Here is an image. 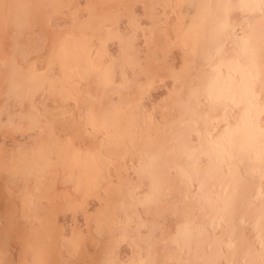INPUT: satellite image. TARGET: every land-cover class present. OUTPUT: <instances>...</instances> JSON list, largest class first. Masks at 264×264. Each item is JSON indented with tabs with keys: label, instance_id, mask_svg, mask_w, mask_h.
<instances>
[{
	"label": "bare ground",
	"instance_id": "bare-ground-1",
	"mask_svg": "<svg viewBox=\"0 0 264 264\" xmlns=\"http://www.w3.org/2000/svg\"><path fill=\"white\" fill-rule=\"evenodd\" d=\"M238 1L233 0L237 5ZM176 2L177 0H49L45 4L41 0H21L18 3L13 0H0V42L5 44L0 48V67L5 65L2 63L4 59L9 65L10 62L7 61V58L12 56L23 66L31 52L36 51L39 47L43 48L49 42L55 43L62 35L92 36L96 41L100 38L103 39L102 36L107 29L124 32L126 28L129 29V22L136 14L140 15V18L146 21L145 24L150 27L149 32L145 34L146 37L141 33L131 48L133 53L131 56L136 61L135 63L138 62L137 65L134 67L133 62L129 59L132 64L127 66L124 64L123 70L117 69V74L120 75L119 82L129 83L126 91L117 88L108 89L103 83L108 70L113 69L107 68V65L112 63L111 57L116 55L114 51L110 53L111 55L103 58L98 69L94 68L93 71L84 72L77 70L76 74H80L82 77L75 78L77 86L72 91L65 92L61 89L63 94L51 95L48 98H40V95H36L34 98L31 97L32 101L30 99L26 102L21 101L24 104L22 110L18 106L22 105L20 101L19 103L16 101L18 105L14 101L15 103L11 106L12 111H10L13 118L9 116L10 119H13L10 120L12 124L5 127L8 135H5L3 131L4 136L12 138L13 143H19L20 140L16 139L18 132L23 134L24 130L28 128L29 117L33 116H28V114L29 112L31 114L32 108H37L42 113L40 116H43L40 121L41 131L31 135L32 138L28 136L31 139H28L29 141L21 140L23 143H20V146L26 144L28 147H33L36 145L38 149H42L46 142H52L51 138L53 137L56 142L58 140L61 143L64 142L65 161L68 159L73 164H77L79 163L77 161L82 159L81 156L91 152L90 158L93 160L99 156H110L113 163L111 176L101 181L99 192L96 195L93 194L95 199L94 202L91 201V205L96 204L93 209H90L89 202L82 198L87 196L88 190H86V194L84 192L85 195L82 194V196L81 193L79 195L75 191L76 188L72 189L74 186L64 182L66 174L60 170L61 167L55 168V165H48L43 169L39 166L43 163L41 161L42 154L38 155L39 160L35 161L31 178L27 179L33 191L31 204L25 207L23 214L18 211L17 205L14 207L13 204L14 208L11 211L10 209L6 210L9 212H6L9 216L6 217L4 226L0 227V257L4 259L5 264H108L113 263L119 256L122 263H130L133 258H137L139 261L140 256L145 255L144 250H147L146 248L150 247L151 243L154 245L153 254L157 255L154 262L153 260L149 261L153 262L151 264H180L182 260L189 258L184 240L181 237H176L178 230L183 228V219L172 211L158 209L154 205L143 202L146 198L145 194L149 190V180L138 172L140 165L134 163L131 167L127 162L134 152H137L145 162L161 156L168 146L169 128L178 119L180 113L179 102L174 95L172 75L182 64L186 49L185 44L180 43L178 37L174 36V27L177 23ZM196 2L199 5L203 4L205 0H196ZM43 4L47 6L44 9L46 12L42 10L43 8L41 9ZM241 9L238 11L237 7L230 13V19L234 25H240L243 28H248L249 25L258 26L261 19L264 18V13L259 10L253 11L248 8L244 10L246 9L244 8L241 11ZM60 10L64 12L65 16L58 14L61 13ZM49 17H52V26L49 24ZM51 27L56 30H52ZM149 27L145 26V28ZM36 35L40 38H37ZM148 36L150 39L147 41ZM62 38L64 39V36ZM117 47L119 49L122 45L118 43ZM66 51L73 57V49ZM75 56H78V60L76 58L73 60L77 62L84 59L80 52H77ZM48 59L47 61H49ZM63 59L61 64L60 59L58 61L54 58V74L59 75L60 71L65 72L66 59ZM111 77L114 76L111 75ZM2 80H0V85ZM152 80L155 83H161L154 87L156 90L163 89L157 95L140 89L142 84L148 83L149 85ZM111 85L113 86V84ZM120 86H122L121 83ZM137 101H143V104L145 102V105L152 110L153 115L150 113L152 116L150 122L138 126L133 149L129 148L125 136L104 137L103 139L100 137L102 132H98V134L92 132V115L103 114L106 110H110L114 104L129 105ZM147 101L148 103H146ZM69 129H74V133H69ZM29 133L32 132L27 134ZM15 147L18 146L15 145ZM15 150L16 148H7L2 152L3 156H6L7 160H12ZM53 164L55 163L53 162ZM92 164H96V162H92ZM19 177L20 180L24 179L22 174ZM78 178L76 179L78 180ZM24 180L23 183L26 182ZM70 180L72 181L71 177ZM75 185H78L77 182ZM138 186L144 189L141 198L135 202L128 200V204L126 203L128 213L133 215L135 221L133 220L134 222L128 226H123L105 240L96 238L92 233L94 220L101 217L115 201L127 200L128 191ZM262 200L264 198L260 197L257 184L252 192V198L241 210L234 227H227L215 232L197 233L192 242L195 258L202 260L204 264H258L261 258H264ZM80 213H83L84 227L82 224L78 225L81 220H79ZM22 215L26 216V219ZM69 218L76 225H71ZM73 235H76L80 244L83 245V247L80 245L83 248L82 251L78 249L81 251L78 259L70 255L72 250L67 243V238L69 239ZM73 239L72 241H74ZM123 240L128 241L130 246L129 249L126 245L127 252H121L120 248L119 250L117 248ZM122 245L124 246V244ZM117 262L119 263V261Z\"/></svg>",
	"mask_w": 264,
	"mask_h": 264
},
{
	"label": "clouds",
	"instance_id": "clouds-1",
	"mask_svg": "<svg viewBox=\"0 0 264 264\" xmlns=\"http://www.w3.org/2000/svg\"><path fill=\"white\" fill-rule=\"evenodd\" d=\"M237 7L264 13V0H205L197 12L172 75L180 113L167 149L138 169L150 184L143 202L184 221L189 258L180 264H204L193 255L194 236L234 227L257 184L264 198V18L234 25Z\"/></svg>",
	"mask_w": 264,
	"mask_h": 264
},
{
	"label": "rangeland",
	"instance_id": "rangeland-1",
	"mask_svg": "<svg viewBox=\"0 0 264 264\" xmlns=\"http://www.w3.org/2000/svg\"><path fill=\"white\" fill-rule=\"evenodd\" d=\"M13 1L15 3L21 2V0H13ZM41 1L46 4L49 0H41ZM250 2H252V1L251 0H242V2H241V0H239L238 5L239 4L242 5L244 3H250ZM201 7H202V4L198 5L196 0H185V2H184V0H179V1L177 0V2H176L177 11L176 12H177V23H178V25L176 23V25L174 27V33H175L174 36L178 37L177 39L180 43L185 44L186 33L189 31L190 27L193 25L194 17H196L198 11H201ZM46 8H47V6H44V4L41 6L42 10H44ZM238 8H239L238 11H240L241 8H242L241 11L244 9L243 7H238ZM244 10H247V8ZM60 11L62 14L61 13H58V14L65 16L64 12H62V10H60ZM201 15H203V14L201 13ZM23 17H25V16H23ZM49 19H50L49 24H50V26H52V24H53L52 17H49ZM61 21L63 22V19ZM230 21H231V19H230ZM145 23H146V21L142 20L140 18V15L136 14L130 20V22H129L130 26H128L129 29L126 28L127 32L126 31L123 32L120 30L107 29L104 36H102L103 39L100 38L96 41L94 40V38L92 36H79L78 37V36L73 35V34L72 35L66 34V35H62L61 38L58 37L59 40H57V41H60V42L62 41L61 45L59 44L60 42L56 43L57 41L55 43L49 42L43 47L44 49L39 47L36 51L31 52L30 53L31 55H29L30 57H28L27 62L25 64H23V66L20 65L17 62L18 60L16 58H13V56L10 58L9 57L7 58L8 59L7 61L10 62L9 65H7V62L5 61V59L3 60L2 63L5 65L0 67V80L5 78L4 80L1 81L2 84L0 85V98H1L0 99V114H1L0 115V165L3 164L4 167L0 166V168H1L0 169V227L4 226V224L6 222V217L9 216V214L7 216V213H9V212H7L6 210L9 211V209H10V211H11L12 208L16 207L15 205H17V207L19 209L18 211L21 214H23L25 207L27 205L31 204V199H32L31 197H33V191L31 190L29 182L27 181V179L31 178L32 170L35 167V161L38 162L37 161V160H39L38 155L40 156L41 154H42L41 155V157H42L41 161L43 163L40 164L39 166L43 167V169L46 168L48 165H52V166L55 165L56 166L55 168L61 167L60 170L64 171L66 174V176L64 178L66 180H64V182L66 181L67 183L70 184V186H74V187H72V189L75 190V188H76L75 191L77 193H79V195H80V193H81V195L82 194L85 195L88 192L87 196L82 195L83 196L82 198L85 199V201H88L89 202L88 205L89 204L90 205L89 206L87 205V206L90 209H93V206L96 204V203L94 204L93 202L95 199V195L99 192L98 190L100 189L101 181H104L105 178H110V176H111L110 172L112 169L111 166H112L113 162H112V158L110 156L109 157L108 156H99V158H97L96 160H93L92 158H90V155H92V153L88 152V153H85L86 154L85 156L84 155L81 156L82 159L77 161V162H79V163H77L78 164L77 165L76 163L73 164L68 159H67V161H65L66 160V158H65L66 148H65V145L63 147L64 142L61 143L59 140L56 142V140L53 137L51 138L52 142L51 141L46 142L42 149H38V147L36 145L33 147H28V146H26V144H24L23 146L22 145L20 146V143L21 144L23 143L21 140H23V141H27L28 139L31 140L30 139V138H32L31 135H34V134L41 131L40 121H41L43 116L42 117L40 116L42 113L40 110H37V108H32L30 110L31 114H30V112H29L30 115L28 114V116L33 115V116H31L33 118L29 117V120L27 122V124L30 123L31 125L29 124L28 128L25 127L26 129L24 130L23 134L20 132H18V135L16 134L17 135L16 139L18 138V140H20L19 143H13V141L11 140L12 138H10L9 136H4V134L8 135V133H6V131H5V127H7L8 124L9 125L12 124L10 120H13V119H10L12 116V115H10V111H12L11 106H13V104L16 101H18V103L20 101V103L22 104L23 102H21V101L26 102V100H29V99L31 100L32 98H34V96L36 97V95L37 96L40 95V98H48L51 95L63 94V93H61L62 90L65 92L66 91H72L73 88H75L77 86L76 85L77 82H76L75 78L82 77L80 74L79 75L76 74L77 70L84 72V71H93L94 68L98 69V66L100 65V62L103 61V58H105L107 55H111L110 53L111 52L113 53L114 51H115L116 55L111 57L112 63H109L107 65V68H111V69L113 68V69L112 70L109 69L110 71L108 70V72L106 73V77L104 76L103 83L105 84V86L108 89H116L117 88V89H122L123 91H126L127 90L126 87H128L129 83L125 82V81L119 82V76L120 75L118 76V74H117L118 70L117 69L123 70L125 65L126 66L130 65L131 62L129 61V59H131V61L133 62L134 67L137 65L138 62L135 63L136 61H134L132 56H131V55H133V53L131 52V48H133V46L137 42L138 37L141 33L145 35L146 33L149 32L150 27L148 26V24L146 25ZM231 23H232V21H231ZM145 26L149 27V28H145ZM51 29H52V27H51ZM130 29H132V30L130 31ZM52 30H56V29H54V27H53ZM52 30L49 29V31H52ZM36 36H37V38H40V36H38V35H36ZM63 36H64V39L62 38ZM145 37H146V35H145ZM146 39L148 41L150 39L149 36ZM130 40H132V41H130ZM2 41H4V40H2ZM0 43H1L0 48H1V46L5 45L2 42H0ZM114 43H116L117 46H118V43H120L122 45V47H120L118 49V47L115 46L116 44H114ZM49 49H51V50L49 51ZM71 49H73L74 52H76V53L80 52V54H82V56L84 57L83 61L77 62V61L73 60L75 58L78 60V56L76 57L75 56L76 53H74V52L72 54L73 57L70 56L71 54H69V52L66 50H71ZM117 49H118L119 53H118V51H116ZM117 54H119L118 57H117ZM101 56H102V58H101ZM54 58L58 59V61L60 59V62L64 60L63 58L66 59L65 60L66 66H64L65 72L60 71L61 73L59 75L54 74V71H55L54 70L55 66L53 64L55 62ZM47 59L49 61H47ZM30 61H31V63H30ZM89 63H91V64L89 65ZM114 63H115V65H114ZM61 64H62V62H61ZM61 70H62V68H61ZM111 71H112V73H111ZM52 75H53V77H52ZM111 75L114 76L115 78L111 77ZM116 77H118V78L116 79ZM56 78L59 80H57ZM150 82H151V84H150ZM150 82H149V85H148V83L142 84V87L140 86V89L142 88V90H148V92H151L155 95H157L158 92L163 90V89H157V90L154 89V87L157 84L159 85L161 83H159V82L155 83L154 80H152ZM120 83L122 86H120ZM111 84H113V86ZM143 85H145V86H143ZM4 90H7V91L4 92ZM3 102H4V104H3ZM18 103L16 102L15 104L18 105ZM146 103H148V101ZM23 105L24 104L18 105L21 107V108L19 107L20 110L23 109V107H24ZM115 105H116V107H115ZM146 111H148V112H146ZM150 113H151V115H153L152 110L149 109L148 106L145 105V102L143 104V101H137V102H135L133 104H129V105L114 104V105H112L110 110L109 109L106 110L105 112H103V114H99L96 116L92 115V125H91V127H93L92 132L96 133V134H98V132H102V134H100V137L103 139H104V137L108 138V137H114V136H117V137L125 136L128 144H129V148L133 149L134 148L133 145L135 144V141H136V136H135L136 130H137L138 126L144 125L147 122L151 121L152 116L150 115ZM9 116H10V118H9ZM28 116H27V119H28ZM34 116H36V117H34ZM12 118H13V116H12ZM111 128H112V130H111ZM3 131L5 132L4 134H3ZM35 131H37V132H35ZM104 131H105V133H104ZM109 131L112 133H110ZM28 132H32V133L27 134ZM106 133H107V135H106ZM28 136H30V138H28ZM15 145H17L18 147H15ZM7 148H16V150L12 156L13 157L12 160H7L8 158L6 156L5 157L3 156L2 152L4 150H7ZM61 148L64 150H62ZM32 150L33 151L35 150L34 151L35 153ZM38 152H40V153H38ZM42 152H44L45 154ZM15 153H16V156H15ZM27 154H29V155H27ZM55 156H56V158H55ZM35 157H37V158H35ZM57 157H59L58 162H57ZM47 158H48V160H46ZM50 158H51V161H50ZM88 158H89V160H88ZM81 160H83V161H81ZM122 160H124V159H122ZM141 160H143L141 158V156L137 152H134L132 157L130 159H128L127 162L129 164V166L132 167L134 165V163H135V165H140ZM53 162L55 164H53ZM85 162H86V164H85ZM92 162H96V164H92ZM87 163H88V165H87ZM70 165H71V167H70ZM92 165H96V166H92ZM75 169L76 170L78 169V170L76 171ZM84 173H85V175H84ZM20 174H22L24 176L25 180L24 179L20 180V177H19ZM86 174H88V175H86ZM83 175H84V177H83ZM91 175H93V176H91ZM90 176L93 178L91 179ZM70 177H71L73 182L70 180ZM80 177H82V178H80ZM76 178H78V180ZM89 178H90V180H89ZM23 180L26 182L23 183ZM78 181L80 182V184ZM74 182L75 183L77 182L78 185H75ZM81 183H82V185H81ZM81 188L82 189L84 188L83 192H82ZM136 189L137 190L140 189V190L137 191ZM86 190H88V191L86 192ZM143 190H144L143 187H139V186L132 188L128 191V194H127L128 199L127 200H117L109 208H107L101 217H98L96 220H94V222H93L94 227L92 229L93 235H95V237L100 239V240H105L112 233L120 230L123 226H125V225L128 226L131 223H133L135 221L132 217L133 215L128 213V210H127L128 200L135 202L137 199L141 198L140 196H141V194L143 195V192H144ZM84 192H85V194H84ZM133 193H135L136 195H133ZM93 194H95V195H93ZM137 194H138V196H137ZM92 200H93V202H92L93 205H91ZM17 201H19L20 203ZM15 202H17V203H15ZM12 205L14 207H12ZM7 206H8V208H7ZM79 215H80L79 220L80 219L81 220L78 223V225L81 226V224H82L84 227L83 213H80ZM19 216H20V214H19ZM26 216L22 215V217L25 219H26ZM103 219H105V220H103ZM69 221H70L71 225H73V224L76 225L74 223V221L72 222L71 218H69ZM98 223H100V224H98ZM77 228H79V227H77ZM181 231L182 230H178V232L176 233L177 238L180 237L179 233H181ZM75 237H76V235L70 236L69 239L67 238V243H69L68 245L70 246V250H72L70 255L73 258L78 259L80 254H81V251L83 249L82 248L83 245L80 244L78 237H76V239H75ZM149 238H147L148 241H150ZM72 239L74 241H72ZM77 242H79V243H77ZM127 242L128 241H126V240L121 241L118 244V247H117L118 250L120 248L121 252H127L128 251L127 247H129V249H130V246L128 245ZM150 242H149V244H150ZM122 244H124L125 247ZM77 245H79L78 248H76ZM80 245L82 247H80ZM126 245H127V247H126ZM151 245H153V243L150 244V247L146 248L147 250L149 249L148 251L144 250L145 255L140 256L139 261H137V258H135V259L133 258L130 263H122V259L119 256V258L114 260L113 263L110 262L108 264H138V263L139 264H151L154 262V259L157 256L156 254H153V251H152L154 245L153 246H151ZM122 248H124V249H122ZM78 249L81 251H78ZM135 249H137V248H135ZM2 259L3 258L0 257V264H3V263L5 264L4 259L3 260ZM120 259H121V261H120ZM150 260H153V262H149ZM117 261H119V263Z\"/></svg>",
	"mask_w": 264,
	"mask_h": 264
}]
</instances>
